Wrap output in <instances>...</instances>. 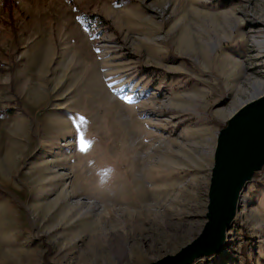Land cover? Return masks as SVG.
<instances>
[{
  "label": "rangeland",
  "instance_id": "374dc122",
  "mask_svg": "<svg viewBox=\"0 0 264 264\" xmlns=\"http://www.w3.org/2000/svg\"><path fill=\"white\" fill-rule=\"evenodd\" d=\"M262 41L264 0H0V264H151L193 242L218 134L264 95ZM238 206L192 264H264V167Z\"/></svg>",
  "mask_w": 264,
  "mask_h": 264
},
{
  "label": "water",
  "instance_id": "95a60500",
  "mask_svg": "<svg viewBox=\"0 0 264 264\" xmlns=\"http://www.w3.org/2000/svg\"><path fill=\"white\" fill-rule=\"evenodd\" d=\"M264 167V95L245 103L220 130L208 192L206 220L200 235L173 256L151 264H192L214 255L239 208V198Z\"/></svg>",
  "mask_w": 264,
  "mask_h": 264
},
{
  "label": "snow or ice",
  "instance_id": "6c2138e0",
  "mask_svg": "<svg viewBox=\"0 0 264 264\" xmlns=\"http://www.w3.org/2000/svg\"><path fill=\"white\" fill-rule=\"evenodd\" d=\"M81 122H83V118H80ZM90 143L89 141H87L83 134H80L78 137V146L80 151L85 152L88 150V148L90 147Z\"/></svg>",
  "mask_w": 264,
  "mask_h": 264
},
{
  "label": "trees",
  "instance_id": "16d2710c",
  "mask_svg": "<svg viewBox=\"0 0 264 264\" xmlns=\"http://www.w3.org/2000/svg\"><path fill=\"white\" fill-rule=\"evenodd\" d=\"M95 18L100 19V17H97V16H95V15L85 16V20H86V22H87V23H90V24H92V23L95 22V21H94ZM46 248H47V253L50 254V248H49L48 246H47ZM43 264H46V259H45V258H44Z\"/></svg>",
  "mask_w": 264,
  "mask_h": 264
},
{
  "label": "bare ground",
  "instance_id": "6f19581e",
  "mask_svg": "<svg viewBox=\"0 0 264 264\" xmlns=\"http://www.w3.org/2000/svg\"><path fill=\"white\" fill-rule=\"evenodd\" d=\"M260 46L262 47V48H264V41H262V42H260ZM254 89L256 90V91H259L260 92V85L259 84H257V85H255L254 86ZM256 98H258V97H255L254 99H256ZM254 99H252V100H254ZM252 100H250V101H252ZM250 101H248V102H250ZM247 103V102H246ZM242 107V106H241ZM240 107V108H241ZM238 111V110H237ZM236 111V112H237ZM236 112H234V113H236ZM142 196V195H141ZM139 252V251H138ZM143 256V255H142ZM137 258V257H136Z\"/></svg>",
  "mask_w": 264,
  "mask_h": 264
}]
</instances>
